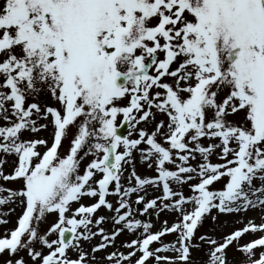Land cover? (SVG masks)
<instances>
[{"label": "snow or ice", "instance_id": "snow-or-ice-1", "mask_svg": "<svg viewBox=\"0 0 264 264\" xmlns=\"http://www.w3.org/2000/svg\"><path fill=\"white\" fill-rule=\"evenodd\" d=\"M17 206L2 264H264V0H0V224Z\"/></svg>", "mask_w": 264, "mask_h": 264}, {"label": "rangeland", "instance_id": "rangeland-1", "mask_svg": "<svg viewBox=\"0 0 264 264\" xmlns=\"http://www.w3.org/2000/svg\"><path fill=\"white\" fill-rule=\"evenodd\" d=\"M127 131L128 129L126 128L125 131L121 132L122 134H127ZM41 136H48L49 133L48 132H41L40 133ZM5 171L8 172V171H11V165H7L5 167ZM139 171L141 172H144L145 170L144 169H139ZM184 192L186 195H190V191L187 189V186H185L184 188ZM156 195H159L160 193H155ZM110 200H113L115 201L117 198L116 197H113V196H110L109 197ZM134 199V197H133ZM92 201L90 200H87L85 199L84 200V203L85 204H88V203H91ZM75 207V205H74ZM136 207H142V205H138ZM21 213V209L17 206L16 207V211L14 213H11L9 216H7L6 218L8 219V223L6 224H0V235H3L5 233L6 230H9V229H12L16 226V221H17V216ZM216 213L213 212V215H215ZM98 215H110V213H107L103 208L100 209ZM247 218H254L255 219V222L256 223H260L261 222V218L260 216L256 213V212H248L247 213ZM154 219V218H153ZM160 221H163L165 219H167L169 221V224H171L172 222H174V215L171 214V213H168V212H164L160 215L159 217ZM240 217H237V216H229V215H221L219 217V220L217 222H212L211 220H208L205 222L204 224V227L201 228L199 231L201 233H211L213 231V229H215V235L218 237L221 233V230H220V225L221 224H225L226 226L223 227V232H230L231 230H233V227H242L243 225L239 222H236V221H239ZM246 219V218H245ZM49 220L54 222L55 221V215L53 216H50L49 217ZM236 222V223H234ZM49 225H44L43 227H47ZM104 227L108 228L110 227V225H104ZM160 227V223H156V228H159ZM55 238V237H53ZM133 237L132 236H129L127 234L125 235H121L118 240H117V245L119 246V243L120 241H124V240H130L132 239ZM250 237L248 236H245L244 237V240H248ZM164 241L165 242H170V241H173L175 239V237L171 234L169 235H166L164 238ZM96 241L94 240L93 243H95ZM243 242V241H242ZM85 248H87V245H85ZM129 249L127 248H124L122 249V251H125L127 252ZM109 251H112L111 248H109ZM167 255H171L172 253H165ZM193 257L197 260H200V259H206L205 255L203 252H193ZM229 257L232 258V257H235L237 260H240L242 259L243 257L240 255V253L238 252H233V250H229ZM3 257H0V264H2V261H3Z\"/></svg>", "mask_w": 264, "mask_h": 264}]
</instances>
